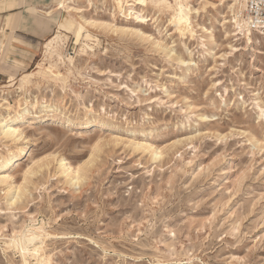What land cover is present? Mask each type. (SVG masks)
<instances>
[{
	"label": "rangeland",
	"instance_id": "1",
	"mask_svg": "<svg viewBox=\"0 0 264 264\" xmlns=\"http://www.w3.org/2000/svg\"><path fill=\"white\" fill-rule=\"evenodd\" d=\"M57 1L27 5L35 46L0 32V103L38 101L22 139L0 135L6 160L29 147L0 185V264H25L7 243L40 225L54 237L26 264H264V34L239 32L233 0H190L206 6L184 36L171 10L139 0H79L98 23L79 33L59 29L64 8L37 24ZM57 32L60 58L45 46Z\"/></svg>",
	"mask_w": 264,
	"mask_h": 264
},
{
	"label": "bare ground",
	"instance_id": "2",
	"mask_svg": "<svg viewBox=\"0 0 264 264\" xmlns=\"http://www.w3.org/2000/svg\"><path fill=\"white\" fill-rule=\"evenodd\" d=\"M85 3H87L89 6L93 5V0H83ZM117 5H121L124 0H114ZM138 1V0H135ZM141 1H148L153 9L160 10L161 8H168L171 10L170 17H169V24H173L175 30L181 35L184 36L186 31H189L190 34H192V31L188 30L191 22V14H195L199 11V8L203 9L205 8V3H200L198 7H193L190 4V0H173L170 2L169 0H139ZM223 1V0H221ZM234 3L232 4L233 12L235 8L241 9L244 7L243 0H233ZM79 0H58L57 3H55V7H49L44 11L46 14H53L55 10L58 9H66L67 10V17L63 22L59 23V29L63 30L67 27H75L74 33H79L82 28L84 29V26H92L98 23H95L94 20L86 19L80 16V14L83 12V9L79 7L78 5ZM71 4L73 6H71ZM78 4V5H77ZM78 15L82 22H75V15ZM233 25L238 28L239 32L242 35L250 36L252 34H264V30L258 29V31L252 32L250 27L247 24V21L242 18L241 11L237 12V14L233 13ZM64 15V14H63ZM72 30V29H71ZM60 32H57L52 38H50L46 46V53L49 55H57L60 58V51L62 48V43L60 41ZM42 64H39V71L38 72H49L50 74L54 75L56 77L58 75V72L54 71L52 68L55 67L54 65L50 64L45 71H42L44 67L41 66ZM35 72H28L23 75L21 78V86L22 84L31 79ZM19 85V88H21ZM4 100V99H3ZM37 100L31 102L27 99H25L22 103L20 101L15 102L14 105H11L8 101H5L3 103H0V106L3 107L5 111L13 110V114L9 115V113L5 117H0V135H2L5 139H11L14 144H16L20 139L23 138V130L21 129V124L23 123L26 117L29 115L30 108H35L37 106ZM43 110L41 112H48L53 107H55V103L53 101H46L43 105ZM39 115V114H38ZM30 121V120H29ZM84 126H88L89 122L82 123ZM147 131H142V134H145ZM137 147L142 148L143 150H148L150 153L154 155V158L157 156L162 155V151L159 148H151L150 146L144 145L143 143L137 144ZM29 150L28 144H25L20 147L17 154H15L10 159L6 160V158L0 157V185L4 184L7 188V191H10L12 189V184L14 182L13 176L6 173L7 171L14 170L16 171L19 165V159L22 156L27 155ZM13 159H15L13 161ZM13 161V162H12ZM59 167L61 168V174H64V176L69 180H75L77 182L80 179L78 171L71 168L67 160L61 159L59 161ZM21 194H16V197H11L9 205L14 204L18 201ZM26 232L18 231L16 234L9 240L7 243L8 247L15 248L19 254L23 262L26 264L27 259L29 257L35 258L36 261H41L46 258L45 255V240L48 237H54L51 236L49 233H47L43 227L36 226L32 227L31 229H25Z\"/></svg>",
	"mask_w": 264,
	"mask_h": 264
},
{
	"label": "crops",
	"instance_id": "3",
	"mask_svg": "<svg viewBox=\"0 0 264 264\" xmlns=\"http://www.w3.org/2000/svg\"><path fill=\"white\" fill-rule=\"evenodd\" d=\"M42 1L47 0H0V32L6 33L7 37H13L11 46L14 47V44L17 50H22V47H26V45L35 46L36 43L43 39L40 33H34L32 28H30L31 22L29 21L28 15H34V9L27 8L30 2ZM12 17H20V20L18 21L17 18H14L13 22V19L11 21ZM52 20V14H46L45 12L43 17H36V23L40 25H44L46 22ZM7 23L11 26L14 25L13 29H8L6 27ZM2 30L4 31L2 32ZM15 40L20 41L22 44H18L19 42Z\"/></svg>",
	"mask_w": 264,
	"mask_h": 264
},
{
	"label": "built area",
	"instance_id": "4",
	"mask_svg": "<svg viewBox=\"0 0 264 264\" xmlns=\"http://www.w3.org/2000/svg\"><path fill=\"white\" fill-rule=\"evenodd\" d=\"M242 18L252 30L264 29V0H243Z\"/></svg>",
	"mask_w": 264,
	"mask_h": 264
}]
</instances>
